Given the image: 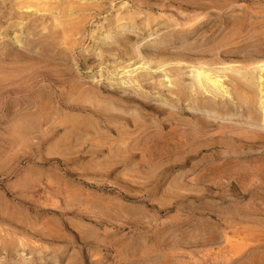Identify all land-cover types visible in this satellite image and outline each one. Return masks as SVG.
<instances>
[{"label":"rangeland","instance_id":"374dc122","mask_svg":"<svg viewBox=\"0 0 264 264\" xmlns=\"http://www.w3.org/2000/svg\"><path fill=\"white\" fill-rule=\"evenodd\" d=\"M263 100L264 0H0V264H264Z\"/></svg>","mask_w":264,"mask_h":264},{"label":"bare ground","instance_id":"6f19581e","mask_svg":"<svg viewBox=\"0 0 264 264\" xmlns=\"http://www.w3.org/2000/svg\"><path fill=\"white\" fill-rule=\"evenodd\" d=\"M223 47V46H222ZM203 67V66H202ZM207 68V67H206ZM172 72V71H171ZM197 72V71H196ZM204 72H206V71H204ZM194 73V72H193ZM197 75H196V80L198 79V81L199 82H206V83H209V85L211 86H213L215 89H219V88H222L221 87V85H220V83H219V81L218 80H216V79H213L210 75H208V73H203V72H197L196 73ZM215 74H213V76H214ZM215 77V76H214ZM217 78V77H216ZM222 78V77H221ZM262 79V78H261ZM253 80V79H252ZM258 80V79H257ZM259 81V80H258ZM196 82V81H195ZM198 83V82H197ZM205 83V84H206ZM200 84V83H199ZM203 84V83H202ZM254 85V84H253ZM205 87V86H204ZM206 87H207V85H206ZM211 89V88H210ZM203 90V89H202ZM207 91V90H206ZM222 91V90H221ZM225 91V90H224ZM210 92H212V91H210ZM227 92V91H226ZM261 92V91H260ZM206 93V92H205ZM255 93V92H254ZM201 94V93H200ZM213 94V93H212ZM215 94H219V93H217V92H215ZM215 94H214V96H215ZM253 94V93H252ZM260 96V95H259ZM178 97V96H177ZM264 101V100H263ZM229 225V224H228ZM227 225V226H228ZM232 227V226H231ZM226 228V227H225ZM229 228H230V226H229ZM237 229V228H236ZM233 230V229H232ZM242 230V229H241ZM249 231V230H248ZM259 233V232H258ZM261 233H263V231L261 232ZM256 234V233H255ZM234 236V235H233ZM249 236V235H248ZM242 237V236H241ZM245 237V236H244ZM259 237V236H258ZM241 239V238H240ZM224 240V239H223ZM257 240V239H256ZM223 242V241H222ZM249 244V243H248ZM233 247V246H232ZM233 249V248H232ZM240 249H242V248H240ZM230 254H231V252H230ZM237 254H238V252H237ZM226 255V254H225ZM222 259H223V257H222ZM256 260V259H255ZM226 262V261H225Z\"/></svg>","mask_w":264,"mask_h":264}]
</instances>
